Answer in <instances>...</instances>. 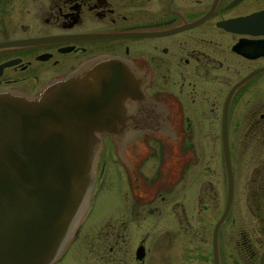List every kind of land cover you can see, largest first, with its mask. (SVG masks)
<instances>
[{"label": "flooded vegetation", "instance_id": "flooded-vegetation-1", "mask_svg": "<svg viewBox=\"0 0 264 264\" xmlns=\"http://www.w3.org/2000/svg\"><path fill=\"white\" fill-rule=\"evenodd\" d=\"M105 60L128 92L101 118L135 122L101 134L94 183L109 153L125 190L59 257L264 264V0H0V91Z\"/></svg>", "mask_w": 264, "mask_h": 264}, {"label": "water", "instance_id": "water-1", "mask_svg": "<svg viewBox=\"0 0 264 264\" xmlns=\"http://www.w3.org/2000/svg\"><path fill=\"white\" fill-rule=\"evenodd\" d=\"M124 76L105 60L32 96L0 91V264H52L63 250L92 187L99 134L121 137L135 122L101 118L121 106Z\"/></svg>", "mask_w": 264, "mask_h": 264}, {"label": "rangeland", "instance_id": "rangeland-1", "mask_svg": "<svg viewBox=\"0 0 264 264\" xmlns=\"http://www.w3.org/2000/svg\"><path fill=\"white\" fill-rule=\"evenodd\" d=\"M100 148V147H99ZM98 148V150H99ZM109 153L103 158L104 167L101 176L94 183V187L91 191V197L85 203V206L80 215V220L78 221V233L75 237V242L81 238V233L84 228H95L97 222L101 217L107 215L110 211V202L115 199L116 196L120 194L123 195L124 189V175L125 166L120 163L119 165H113L110 163ZM150 164V161H149ZM98 169V166H97ZM88 202V203H87ZM85 209V211H84ZM84 211V213H83ZM83 215V216H82ZM82 218V219H81ZM77 223V224H78ZM76 243H71L61 257L56 261L55 264H69L67 261L70 251L76 245ZM65 249V247H64ZM63 249V250H64ZM61 251V253L63 252ZM60 253V254H61Z\"/></svg>", "mask_w": 264, "mask_h": 264}, {"label": "bare ground", "instance_id": "bare-ground-1", "mask_svg": "<svg viewBox=\"0 0 264 264\" xmlns=\"http://www.w3.org/2000/svg\"><path fill=\"white\" fill-rule=\"evenodd\" d=\"M78 215H79V213H78ZM78 215H77V217L75 218V222H76V220H77V219H78V217H79ZM75 222H74V223H75Z\"/></svg>", "mask_w": 264, "mask_h": 264}]
</instances>
